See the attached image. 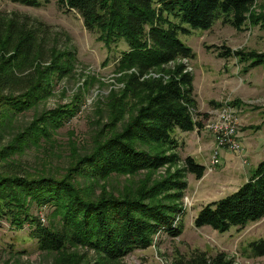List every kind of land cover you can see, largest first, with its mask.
Instances as JSON below:
<instances>
[{
	"label": "trees",
	"instance_id": "16d2710c",
	"mask_svg": "<svg viewBox=\"0 0 264 264\" xmlns=\"http://www.w3.org/2000/svg\"><path fill=\"white\" fill-rule=\"evenodd\" d=\"M12 1L39 7L50 0ZM259 1L57 0L64 11L80 14L85 27L98 32V39L109 48L125 40L128 48L121 52L117 66L135 71L122 78L125 97L132 104L129 118L124 119V110L118 109L115 98L109 130L105 124H96L86 151L72 141V160L63 174L51 169L20 174L5 167L16 163L13 156L26 147L50 142L81 109L79 104H65L36 113L29 124H16L20 114L37 108L52 94V74L62 79L70 73L74 52L51 48L44 57L45 40L38 38L30 17L18 13L7 17L0 12V220L7 218L20 230L28 224L39 249L56 255L54 264H88L80 253L82 248L100 257L98 264H115L133 251L153 245L158 232L180 235L178 217L184 211L180 201L188 187L185 175L194 173L201 179L207 167L192 155L180 156L174 131L202 129L210 114L198 109L189 64L178 62L194 56L179 35L192 28L209 29L221 17L243 30L264 21L252 10ZM260 25L264 27V23ZM219 54L227 58L237 55L240 62L249 63L247 69L264 65V51L244 52L223 44ZM171 63L174 65L168 67ZM157 69V77H146ZM137 95L139 101L132 102ZM226 102L239 106L238 99ZM211 104L221 107L225 102L212 100ZM7 134L11 138L5 143ZM181 161L182 168L168 171L156 181L147 178L138 187L108 190L101 186L100 193L96 191V184L113 174L153 173ZM83 181L88 184L84 186ZM33 206L52 208L47 224L32 213ZM263 217L264 159L236 191L202 207L194 224L226 232ZM249 247L253 256H264V238ZM177 264L235 263L224 252L209 255L196 250Z\"/></svg>",
	"mask_w": 264,
	"mask_h": 264
},
{
	"label": "rangeland",
	"instance_id": "374dc122",
	"mask_svg": "<svg viewBox=\"0 0 264 264\" xmlns=\"http://www.w3.org/2000/svg\"><path fill=\"white\" fill-rule=\"evenodd\" d=\"M252 10L259 19L264 18V0L259 1ZM0 12L7 17L14 13L30 17L29 24L38 29V38L45 40L44 57H48L51 48L74 52L70 73L62 79L58 77L59 74H52L51 79L55 82L52 94L37 108L20 114L16 124H29L36 113L65 104H79L81 109L54 133L50 142H44L39 147H26L23 152L13 156L16 163L5 167L6 170H14L20 174L29 172L35 175L48 169L63 174L72 160V141L77 143L80 151H86L90 148L96 124H105L109 130L111 126L107 124L112 120L115 98L118 109L124 110V119L131 115L132 104L125 97V82L122 78L135 71L120 70L117 66L121 52L128 48L127 43L120 40L117 45L113 44L109 48L104 41L98 39V32L89 31L85 27L80 14L64 11L57 0H50L39 7L0 0ZM259 23L263 24L264 21L238 30L225 23L221 17L209 29L192 28L190 33L179 35L180 40L194 54L189 61L178 62L189 64V70L194 75V96L198 109L207 112L212 108V100H239V107L232 108L238 119L237 137L243 150L235 152L224 148L220 163L212 165L216 145L213 132L205 127L192 132L176 129L174 136L179 140L177 152L180 156L184 159L192 155L197 163L207 167L201 179L194 173L185 175L188 187L180 201L184 211L178 217L182 231L176 237L164 231L158 232L153 238V245L137 249L115 264H177L180 260L187 261L196 250L205 251L209 255L224 252L235 264H264V256H253L249 247L251 242L264 238V217L245 227L233 226L226 232L215 230L209 225L197 227L194 224L202 207L236 191L264 159V65L247 69L249 63L240 62L237 55L227 58L219 54L223 44L233 50L263 52L264 27ZM173 65L171 63L168 67ZM159 72V69L153 70L146 77H157ZM138 97L139 95L132 98V102H138ZM10 138L11 135L7 134L4 142ZM182 166L181 161L153 173L141 171L134 175L113 174L96 184V191L100 193L101 186H106L108 190L138 187L147 178L151 179L150 182L156 181L168 171L174 172ZM87 184L83 181L84 186ZM51 211L49 206L32 207V213L41 216L46 224L50 221ZM80 253L85 256L84 263L98 264L100 257L93 251L82 248ZM55 257L56 255L39 249L37 242L30 236L28 224L20 230L7 218L0 220V264H54Z\"/></svg>",
	"mask_w": 264,
	"mask_h": 264
},
{
	"label": "built area",
	"instance_id": "2783aa9c",
	"mask_svg": "<svg viewBox=\"0 0 264 264\" xmlns=\"http://www.w3.org/2000/svg\"><path fill=\"white\" fill-rule=\"evenodd\" d=\"M205 128L211 130L216 139L212 154V165L220 163L221 151L228 148L235 152H242V143L238 140V119L235 111L227 102L210 113L205 122Z\"/></svg>",
	"mask_w": 264,
	"mask_h": 264
},
{
	"label": "crops",
	"instance_id": "0c3cea01",
	"mask_svg": "<svg viewBox=\"0 0 264 264\" xmlns=\"http://www.w3.org/2000/svg\"><path fill=\"white\" fill-rule=\"evenodd\" d=\"M216 101V100H215ZM210 103H211V101H210ZM219 103H221V102H219ZM212 105V104H211ZM236 107H239V106H236ZM217 106H215V105H212V108L210 109V110H208L207 111V113H211V112H213L214 110H217ZM199 111H201L200 109H199ZM202 112V111H201ZM239 125H240V123H239ZM197 130V129H196ZM195 131V130H194Z\"/></svg>",
	"mask_w": 264,
	"mask_h": 264
}]
</instances>
